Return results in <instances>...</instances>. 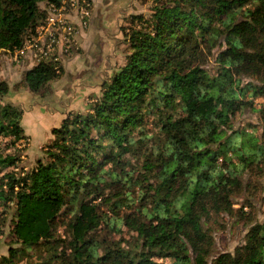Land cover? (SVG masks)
Listing matches in <instances>:
<instances>
[{"label":"trees","instance_id":"obj_1","mask_svg":"<svg viewBox=\"0 0 264 264\" xmlns=\"http://www.w3.org/2000/svg\"><path fill=\"white\" fill-rule=\"evenodd\" d=\"M45 1L54 0H0V54L21 46ZM148 1V16L126 19L125 64L85 114L69 112L52 129L30 168L20 166L21 111L0 102V218L20 246L0 264L37 252L32 264H264V220L218 255L207 227L221 216L244 220L233 197L248 167L264 163V135L254 152L224 150L238 134L226 138L231 120L264 99V0ZM219 42L211 73L201 57ZM62 73L40 63L22 83L37 94ZM8 91L0 81V101ZM100 199L113 217L94 204ZM64 213L66 241L56 237ZM101 227L137 241L132 250L105 248L94 236Z\"/></svg>","mask_w":264,"mask_h":264},{"label":"rangeland","instance_id":"obj_2","mask_svg":"<svg viewBox=\"0 0 264 264\" xmlns=\"http://www.w3.org/2000/svg\"><path fill=\"white\" fill-rule=\"evenodd\" d=\"M45 2L38 5V19L41 17ZM150 6L148 0H93L91 18L87 26L81 30L84 35L81 37L78 33L75 37L78 45L77 52L65 58V62L61 65L63 73L60 77L37 94L30 92L22 83L23 74L29 69L22 67L20 72L17 67L13 69L6 54H0V81L7 83L9 87L8 93L0 102L21 111L20 125L27 137L18 144L21 152V167L30 168L43 157L42 151L52 140V129L60 126L64 116L69 112L81 114L87 112L88 105L99 97L101 85L125 64L127 50L123 29L128 26L126 19L136 14L148 16ZM220 46L222 45L219 42L210 53L204 51L201 57L203 69L213 72V60ZM249 81L242 79V85ZM231 127L232 130L226 132V138L233 132L238 134L235 138L227 140L224 150L233 151L238 147L252 152L254 141L261 142L264 135V99H255L251 109L237 114L231 120ZM232 162L236 163V160L232 159ZM217 165L223 166V161L219 159ZM142 173L138 170L137 176L141 178ZM240 179L245 189L242 194L233 197V203L235 209L242 208L245 213L244 220L239 214L236 217L221 216L209 221L207 227L214 240L213 255L224 252L233 253L234 249L242 244L244 235L251 225L255 221L264 220V163L249 166ZM134 191L131 199L135 201L138 190L134 189ZM100 202L104 201L100 199L94 204L99 206L101 213L107 217H113L114 214ZM132 210L122 208L119 213L124 215ZM4 217L0 218L2 225ZM248 217L250 221L246 220ZM69 220L68 215L64 213L56 222V237L62 241H66L68 236L66 225ZM2 225L0 227L2 233L0 259L8 257L9 248L20 247L13 242L8 223ZM117 229L115 232H109L101 227L94 236L105 248L116 249L117 244H120L121 248L132 250L137 241L136 235L121 227ZM99 254L102 255L103 252L100 251ZM32 255L38 260L39 252L29 253V256ZM34 257L18 259L15 264L35 263Z\"/></svg>","mask_w":264,"mask_h":264},{"label":"built area","instance_id":"obj_3","mask_svg":"<svg viewBox=\"0 0 264 264\" xmlns=\"http://www.w3.org/2000/svg\"><path fill=\"white\" fill-rule=\"evenodd\" d=\"M93 0H54L43 4L35 28L22 40L19 48L7 51L10 66L31 69L40 63L55 65L78 50L77 34L91 18Z\"/></svg>","mask_w":264,"mask_h":264},{"label":"crops","instance_id":"obj_4","mask_svg":"<svg viewBox=\"0 0 264 264\" xmlns=\"http://www.w3.org/2000/svg\"><path fill=\"white\" fill-rule=\"evenodd\" d=\"M82 33H83V31L79 32V34H80L81 37L84 35V33L83 34ZM13 69H16V68L13 67ZM18 69H19V72H20L21 68H18Z\"/></svg>","mask_w":264,"mask_h":264}]
</instances>
